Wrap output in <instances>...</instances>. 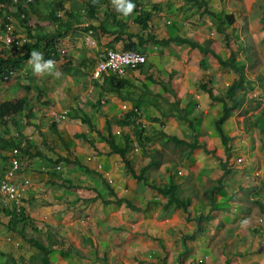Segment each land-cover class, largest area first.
<instances>
[{"label": "rangeland", "instance_id": "rangeland-1", "mask_svg": "<svg viewBox=\"0 0 264 264\" xmlns=\"http://www.w3.org/2000/svg\"><path fill=\"white\" fill-rule=\"evenodd\" d=\"M60 1L62 0L36 1L39 14L32 13L27 20L33 34L41 29L56 32L57 28H65L45 19L53 8L56 15L59 12L62 14L60 18H65L66 13L56 5ZM154 1V4L149 2L145 5H155L150 11L156 9V13H159H153L154 21L148 24V30L135 25V13L123 18L127 24V29L122 34L125 39L129 33L144 37L150 33L159 38L181 35L201 44L209 40L208 47L222 58H227L234 52L236 62L244 66L248 81L237 92L241 105L231 113L225 125V133L231 137L228 153L224 151L213 127V121L220 115V103H212L200 91L199 85L205 83L212 88L215 96H224L226 87L237 78L235 72L219 66L210 53L205 55L208 66L202 67L199 64L201 56L198 50H188L185 44L181 47L174 46L175 52L167 53L168 55L163 50L157 51L163 52L160 55L166 56L169 62L156 66L160 67L156 77L170 87L173 96L156 85L154 87L161 92L159 97L144 93L141 84L137 82L136 88L139 91L131 88L125 92L124 100V92L123 97H119L115 93L104 92L94 84L91 77L94 56L90 49L85 48L87 45L83 32H79L81 27H72L65 37L57 40L55 46L59 54L64 50L63 58L57 61V67L64 74L61 79L47 74L42 77L34 76L27 60L22 63L20 70H15L13 78H0V103L23 97L28 99L23 113L13 118L16 126L10 123L0 126V139L26 141V148L29 146L32 152L40 151L44 154V157L19 156L23 168L18 173V180L21 183L23 178H27L30 184L24 193V202L30 205L28 210L31 214L28 215L32 219L27 221L24 235L47 244L51 234L52 252H61L62 248L67 250L72 244L68 238L61 240V228L58 225L66 228L68 232L64 234H70L72 230L79 246V255L70 252V259H64L66 264H116L119 254L120 258H125L126 264H264V38L255 42L253 40L256 35L252 34L254 26L259 28L255 30L256 33L264 29V0H204L205 8L215 13L217 19L207 15L201 17L199 14L202 8L197 10L188 7L184 0ZM62 3L70 11L67 18L72 25L84 23L86 18L91 19L86 13L87 0H65ZM143 3L141 2L142 5ZM98 9V18L91 19L95 28L106 13L114 10L110 0H103ZM0 12L3 13L1 6ZM228 15L233 17L234 23L232 26L225 22L221 25L224 33L229 35L226 46L224 35L217 32L216 26L219 20ZM120 18L122 16L117 15V19ZM13 24L18 34L28 36L25 27L15 18ZM114 26L117 27L111 22L110 27ZM70 35L72 39H68ZM72 44H81L82 61L77 59L74 62V57L70 60L69 47ZM147 44L150 45L149 51L154 50L152 43ZM191 50L196 56H190ZM4 51L3 55H9V52ZM37 51L44 53L42 49ZM17 52L24 53V47L17 49ZM145 55L147 60L144 69L149 68L150 64L148 54ZM155 60L158 63L157 57ZM169 73L173 78L171 82L167 81ZM174 97L179 100L178 111L182 112L187 107V114L197 127L198 139L206 148H197L191 158L186 155V147H176L173 142L165 141V137L157 129L159 122L151 120L153 116H161V112H171L170 102L174 101ZM134 104L142 108L140 121L145 128L143 134L148 137L143 140L142 146L132 135L131 127L121 129L115 124L116 118L123 117L129 111V106L133 108ZM51 111H67L66 120L53 126ZM82 115L91 120L93 129L81 123ZM107 119L113 121V129L119 139L123 132L131 134L132 144L128 158L134 170L138 172L151 157L158 160L159 163L146 172L148 183L163 185L168 178L175 180L181 187V196L192 199V206L187 212L174 206H166V199L131 176L121 156L110 153L109 146L96 133L98 130L106 133ZM160 119L164 134L191 139V128L177 115ZM118 129L121 130L120 133L117 132ZM78 133L86 134L88 139L77 138L75 134ZM135 147L138 148L137 151L134 150ZM7 154L8 149L0 150V169L8 165ZM57 155L69 159L78 158L84 167L94 172H86L83 167L76 165L56 163L54 159ZM238 158L241 160L238 161ZM99 169L111 173L114 183H109L115 188L116 196L109 194L103 184V177L95 173L100 172ZM225 170L228 172L224 173ZM67 182L75 188H68ZM220 184L221 190L213 193L210 199V189L217 188ZM93 186L104 188L102 195L112 201L110 219H105L106 226L109 227L104 228L105 224H101L100 230L102 234L114 232L116 236L122 235L126 242L112 238L111 248L119 251L121 244L122 250L125 247V253L119 251L111 257H103L104 249L100 246V241L96 240L101 234L99 225L88 227L93 220L104 219L103 211L107 207L101 200L89 205L81 201L77 204L70 203L75 198L83 200L95 197L96 193L91 188ZM117 198L128 200L134 208L129 207L126 202H117ZM67 204H71V208ZM258 204L262 206L263 212ZM36 213L40 214L39 219L32 217ZM244 219L249 223L242 228L240 222ZM53 222L56 226L51 224ZM118 225H122L120 230L115 228ZM16 227L19 229L20 225ZM83 233L92 238L82 241ZM0 237L7 242L2 253L12 254L17 264L43 263L41 252L32 247L16 229L0 227ZM147 242H154L157 251H151ZM100 251L101 255H96ZM249 256L253 258L249 259ZM49 260L50 264H62L63 261L55 254ZM0 264L13 263L0 256Z\"/></svg>", "mask_w": 264, "mask_h": 264}, {"label": "trees", "instance_id": "trees-1", "mask_svg": "<svg viewBox=\"0 0 264 264\" xmlns=\"http://www.w3.org/2000/svg\"><path fill=\"white\" fill-rule=\"evenodd\" d=\"M37 0H32L29 4L26 2L25 6V0H20L19 3L14 4L12 0H0V6L3 9V13L0 12V20L3 23H7L10 21L7 19V16L5 14H8L11 16V20L13 23V18L19 21V24L21 26H24L26 31L28 32L27 35L30 38V41L27 44H24V53L17 54V51L10 52L9 55H3L2 52L5 50L3 48H0V78L3 79V76L7 74L9 70H20L21 65L24 61L28 60L30 52L35 49L39 50L42 49L45 53V58L52 57V53H55V57L58 56L57 49L55 48L56 42L59 38L65 37L68 31L73 27L72 23L68 20L67 16L69 15V12L64 8V5L62 3V0L58 3H56L57 7L63 10V13H66V16L64 19L60 18V16L54 11V8L50 10L48 16L45 17V19L52 20L56 23L57 26H61L62 28L65 27L63 30H59L60 28H57L56 32H46L43 29L40 30L37 34H33V29L31 26L28 25V21L31 14H39V8ZM87 10L86 13L89 15V17L93 20H95L96 15H98V8L101 5L102 0H87ZM188 7H194L197 10L202 8L201 13L199 14L201 17L207 15L209 17H212L214 19H217V15L213 12H210L205 8V1L204 0H184ZM133 3L136 4V9L134 11V19L133 22L136 23L140 28L143 30H147L149 21L152 18V12L146 11L143 9V5L139 0H132ZM140 7V9H139ZM11 8V9H10ZM155 8V7H153ZM23 14V17L21 16ZM117 13L115 10L110 13H106L103 17V19L100 21L99 25L96 26L94 24H90V27L94 28L96 32L102 31L108 26H110V23L118 26V30L120 31L119 34L123 33V30L127 28V24L125 22L117 21ZM75 21L77 19L75 18ZM234 19L231 15L224 16L222 20L218 21V24L216 26L217 32L219 34H223L224 41L227 43L229 41V35L227 33H224V31L221 28V25L225 22L228 26H232ZM98 27L100 29H98ZM87 29V28H84ZM105 31V30H104ZM120 36H117V40L120 39ZM127 41L123 43L124 49H132V50H138V44H158L161 46H168L170 43L176 44V45H182L185 44L190 49H196L199 52V55L201 56L199 64L202 67L208 66L207 61L205 59V55L207 53H210L218 62L219 66L226 67L229 70H232L237 74V78L232 81L225 90V95L218 97L213 94L212 88L207 87L205 83H201L199 85L200 91L203 94L207 95V98L212 103H220V115L215 118L213 121V127L214 131L216 132L217 136L220 139V142L223 146L224 151L228 153L229 150V141H231V137L225 133V129L223 127L224 123L227 121L231 113L238 109L241 105V99L238 98L237 92L242 90L244 84L248 81L246 79L245 73H244V66L239 65L236 62L235 53L231 52L230 55L227 58H222L218 53L214 52L213 49H210L208 46H210L209 40L206 41L205 44L198 43L197 41L184 38V37H166V38H158L157 36L148 33L145 37L139 34H127ZM133 38H136L134 40ZM5 52V51H4ZM136 69H138L140 72L144 69V64L138 66ZM170 75V73H169ZM172 76V74L170 75ZM151 81H155L151 76L146 75L145 76V82L142 84L143 91L147 94L154 95L155 93L150 92L147 90L148 85L150 83H153ZM94 84L96 86H100L104 92L109 93H115L119 97L123 95V92L126 87L130 86V82L122 77H118L115 75H109L105 76V80L102 84H100L98 81H95ZM164 92H168L167 88L163 87ZM169 93L173 96V91H169ZM201 94V93H200ZM201 94V95H203ZM158 96V94H155ZM123 97V96H122ZM230 101V103L228 102ZM28 103L27 97L20 98L15 101H5L0 103V126L4 124V126H7V123H10L12 125L16 126L15 119H13L16 115H21L23 113V110L25 106ZM179 100L175 99L174 101L170 102V110L169 113L161 112V116H153L151 120L153 122H159L161 125L163 122L160 119V117H166L168 115H177L181 120H184L188 127L191 128L192 136L190 140L187 139H181L178 138L175 135H166L162 132L160 125H158V132L164 136L165 141H171L173 142L174 146L176 147H186V155L188 157H192L194 150L197 148H204L206 149L204 144L199 141L197 136V127L194 125V120L190 118V115H188L187 107H184L180 112L178 111ZM177 112V114H175ZM180 112V113H179ZM9 119H11L9 122H7ZM141 115L136 110H130L126 112V114L121 118H116L115 124L118 125L119 128H125V127H131L132 129V135L137 140V143L142 146L143 140L148 139V137L144 136L145 128L140 121ZM81 123L87 125L88 127L93 129V125L91 123V120L85 116L82 115L80 118ZM57 123H53V126ZM106 133L101 132L100 130L96 131V133L100 134L103 141L106 142V144L109 146L110 153L111 154H118L121 156L122 160L125 162V166L127 171L131 174V176L137 180V182H143L148 186L149 189L155 191L159 196L163 197L167 200L166 206H174L176 208H179L183 210L184 212H187L188 208L192 206V199L188 197H182L181 196V187L173 180L172 178H168L167 183L163 185H156L153 183H148V176L146 175V172L149 168L157 165L159 163L158 160L151 157L149 162L141 167L138 172H136L132 166V163L130 162V159L128 158L129 151L131 149L132 144V137L131 134L123 132L121 139H119V136L114 132L112 121L110 119H107L106 122ZM55 133H58L57 130H53ZM124 131V130H123ZM77 138H83L88 139L86 134L84 133H78L75 134ZM60 136V135H59ZM62 138V137H60ZM22 141L19 140H4L0 139V150L5 149H12V148H19L20 153L22 155L28 156V157H44V154H42L40 151L32 152L29 149V146L26 148L25 145L21 146ZM20 154V155H21ZM229 156V154H227ZM54 162L56 163H64L65 165H76L79 167H83L86 172H94L87 167H84L81 163V161L78 158L69 159L66 156L57 155V157L54 159ZM224 167V164H222ZM3 172V168L0 169V179ZM101 172V171H100ZM99 171H95L96 174L101 175L103 177V184L106 186V189L108 190L109 194L112 196H116L115 188L113 185L109 183V179L103 176V172L100 173ZM228 172V170H225L224 173ZM64 184V183H63ZM68 188H75L74 186H71L67 182ZM222 186L221 184L217 186V188L213 187L211 188L210 192V199H212L213 193L217 192V190H221ZM98 190V189H95ZM96 193V197L93 199H87L86 201L89 202L92 200L93 202L101 200L103 204H112L111 200H108L103 196L101 193ZM117 202H126L127 205L131 208H134L132 203L129 202L126 199H116ZM260 206V204H258ZM167 208V207H165ZM262 210V209H261ZM0 213H4L5 217H7V221H5V227H7L10 230L16 229L18 233L26 240L28 243L32 246L38 249L41 252V259L42 264H50L49 255L52 251L51 249V237H49V242L47 244L42 243L38 239L35 238H26L24 235V229L26 227V223L28 220L32 219L29 218V216L25 213L23 209L20 210V212H15V210L5 208L0 205ZM199 219V217H198ZM17 225H20L19 229H17ZM35 232L37 231L36 228H32ZM200 231V229L198 230ZM0 256L7 258L9 261H11L13 264H17L15 262V259L13 258L12 254H3L2 251H0Z\"/></svg>", "mask_w": 264, "mask_h": 264}, {"label": "crops", "instance_id": "crops-1", "mask_svg": "<svg viewBox=\"0 0 264 264\" xmlns=\"http://www.w3.org/2000/svg\"><path fill=\"white\" fill-rule=\"evenodd\" d=\"M103 1V0H102ZM101 1V2H102ZM158 1H160V0H156V2H158ZM144 3V5H143V9L144 10H146V11H149L152 7H154V6H145L146 4H149V2L148 1H143ZM148 2V3H147ZM155 3V1L154 0H150V4H154ZM150 7V8H149ZM153 13H156V9L154 10L153 9V12H152V18H151V20L149 21V24L151 23V21H154L153 19ZM156 14H159V13H156ZM69 16V15H68ZM95 16L96 17H98V15H96L95 14ZM121 19V20H120ZM120 19H117V21H120V22H124L123 21V17L122 18H120ZM89 20H91V19H88V23H94L92 20L91 21H89ZM96 20V19H95ZM74 25L73 26H81L82 25V23H73ZM96 25H98V24H96ZM135 25H137L136 23H135ZM138 26V25H137ZM149 27V26H148ZM80 30H79V32H84L83 31V28H79ZM127 29V28H126ZM105 30V31H104ZM104 30H102V31H100V34H101V39L103 38V40H101V43H100V47H102V48H116V49H124L123 48V42H125V38L123 37L124 35H122V34H119L120 33V31L118 30V26L117 27H110V26H108V28H106V29H104ZM125 30V29H124ZM124 30H123V32H124ZM147 30H148V28H147ZM255 30H259V28H255V26H254V29L252 30V34H254V35H256L255 37H254V40L253 41H255V42H259L261 39H263L264 38V29H262V31H260L259 33H256L255 32ZM146 31V30H145ZM249 31V30H248ZM250 32V31H249ZM120 36L119 38L120 39H118L117 40V36ZM139 35H141V34H139ZM156 36V35H155ZM144 37V36H143ZM179 37H184V38H186L185 36H179ZM83 38H84V35H83ZM159 38V37H158ZM68 39H72V37H71V35H70V37L68 38ZM125 39V40H124ZM134 40H136L135 38H133ZM121 40H123V41H121ZM127 41V40H126ZM237 41V40H236ZM236 41H234V42H236ZM87 45V44H86ZM150 45H148V44H138V50L140 51V52H142V53H147L148 55V59H149V61H150V64H149V68H146V69H143L141 72L138 70V69H131V70H129L124 76H122V78H125V79H127L129 82H130V86H128V87H126L125 88V90H124V100H126V93L125 92H127V91H129V90H131V88H135V90H137V86H138V84H137V82L139 83V84H141V88H142V84L145 82V76L146 75H148V76H151V78H153L155 81H151V82H153V83H150V84H153V85H148V88H147V90H149L150 92H152V93H155L156 94V92H157V94H161V92L160 91H158V88L157 87H165V88H167V90H168V92H166V93H169V91H170V87L169 86H166V84L165 83H162V81L161 80H159L157 77H156V72H158L159 73V69H160V67L159 68H157L156 66H158V65H164V62L166 63V62H169V60H168V58H166V56H162V55H160L161 53H163V52H157V51H159V50H163L164 51V53H165V55L168 53H170V52H175V49H174V46H177V47H181V46H183V44L182 45H176V44H169L168 46H161V45H158V44H152V48L154 49V50H152V51H149V49L150 48H148ZM159 47L161 48V49H159ZM85 48L87 49H90V51L92 52V54H93V56H94V60H95V51H96V49L95 48H91V47H89L88 45L87 46H85ZM173 48V49H172ZM84 49V48H83ZM165 49H167L166 51H165ZM188 50H190V48H188ZM193 50V49H192ZM191 50V51H192ZM196 50V49H195ZM69 51H70V60L72 61V57H74L75 59L73 60L74 62H76L77 61V59H79V60H83V50H82V48H81V44H72V45H70V47H69ZM187 51V50H186ZM145 53V54H146ZM167 54V55H168ZM179 54V52L178 53H176L174 56L176 57L177 55ZM159 55V56H158ZM190 56H196V53L194 52L193 53V51H192V53H190ZM198 56V55H197ZM157 57V60H158V63H156V60H155V58ZM173 57V56H172ZM180 57H182V55L180 54ZM171 61V60H170ZM151 62H152V64H151ZM161 62V64H159ZM77 63H79V62H77ZM231 71V70H230ZM172 77L169 75L168 76V79H167V81L169 82H171V81H173V78L171 79ZM169 84V83H168ZM157 86L156 88L154 87V86ZM170 85H173V83H170ZM173 87H175V86H173ZM173 87H171L172 88V90H173ZM154 90H156V92H154ZM137 91H139V90H137ZM142 91H143V88H142ZM141 91V92H142ZM144 92V91H143ZM142 92V93H143ZM164 92V91H163ZM145 93V92H144ZM204 96V95H203ZM157 97H159V95L157 96ZM162 97V96H161ZM145 103V102H144ZM136 109H138V111H139V113L141 112V110H142V108H141V106H137L136 104H134V107L132 108V106H129V111L130 110H136ZM124 114H126V112L124 113ZM227 121H228V119H227ZM227 121L224 123V125H223V127H224V129H225V125H227ZM113 122V121H112ZM3 151V150H2ZM100 170V169H99ZM101 171V173L102 172H104V170H100ZM104 174H105V172H104ZM92 188V191H96V192H98V193H101L102 194V192H103V189H102V187H99V186H93V187H91ZM95 189H98V190H95ZM105 190V189H104ZM96 197V196H95ZM94 197H92V198H89V199H93ZM87 199H83V200H80L79 198H75V200L74 201H70V203L72 202H74L75 204H77V202H79V201H81L82 203H86L87 205H89V204H93V203H98V202H100L99 200L98 201H95V202H93L92 200H90L89 202H87L86 201ZM264 200V198L262 197V201ZM106 205V209L103 211V217H104V219H103V221H100V219L98 218V219H96V220H93V223L92 224H88L89 226L88 227H92L93 225H96V224H98L99 225V227H98V230H99V233H101L102 234V230H100V227L102 226L101 224H105V225H103V226H106L107 224L105 223V219L106 218H108V219H110V215H111V210H113V208H112V206L110 205V204H105ZM263 205V204H262ZM67 207H70L71 206V204H67L66 205ZM30 207V205H28V204H26V213H27V215H28V213L29 214H31L30 212H29V210H28V208ZM87 207V206H86ZM71 208V207H70ZM79 210H82V209H79ZM262 212H263V210H262ZM28 216H30V215H28ZM35 216V217H34ZM32 217L33 218H36V219H39V217H40V214L39 213H36V214H34V215H32ZM5 221H7V217H5V215H4V213H0V227H2V228H7V227H5ZM111 221H112V217H111ZM51 224H53V225H55L56 226V224H55V222H53V223H51ZM61 229H60V238H61V240L63 239L64 241L65 240H67V238L69 239V240H71V244H72V247H70L69 249H67V250H65L64 248H62L61 249V252L60 251H51L52 253H53V255L55 254L56 255V257L57 258H62L63 259V261H62V264H66L65 263V261H64V259L65 260H69L70 259V257L72 256V254L70 253V252H72V253H74L75 255H79L78 254V251H77V249H79V246H78V244H77V240H76V238L72 235V230H71V233L70 234H64V233H67L68 231L66 230V228H64L63 226H61V225H58ZM111 226V225H110ZM109 226H106V227H104V228H108ZM120 227H122V225H118V226H115V228L116 229H118V230H120ZM114 228V229H115ZM93 229V228H92ZM74 230H77V229H74ZM74 232V231H73ZM80 233V232H79ZM63 234H64V236H63ZM84 235H83V237H81L82 238V241H84V240H88L89 238L91 239L92 238V236L91 235H89V234H86V233H83ZM99 234V236H98V239H96V240H99L100 241V246L102 247V249H104V251H103V257H105V256H109V257H111L112 255H116L119 251H123L124 252V250H125V247L123 248V250H122V247H121V244H120V246H119V251H118V249H116V250H113L111 247V239L112 238H117L119 241H125V238L122 236V235H119V236H116L115 234H114V232H110V233H104V234ZM50 237H51V234H50ZM107 239V240H106ZM127 240V239H126ZM8 241V240H7ZM49 242V241H48ZM126 242V241H125ZM157 242V241H156ZM166 244H167V241H164ZM5 243H7V242H5V240H2V237H0V250L2 251V248H3V246L5 245ZM94 243V242H93ZM158 243V242H157ZM147 247H150L151 248V251H157V249H156V245H155V243L154 242H147ZM144 246V245H143ZM144 248H146L145 246H144ZM125 253V252H124ZM58 254V255H57ZM53 255H51V253H50V257H49V259L53 256ZM75 255H73V257H76ZM96 255H101V251H100V253H96ZM249 259L250 258H253V256H249L248 257ZM248 258H246V259H248ZM109 259V258H108ZM107 262H109L108 260H107ZM109 264H110V262H109ZM116 264H126V260H125V258L124 257H121L120 258V254H119V258H117V260H116Z\"/></svg>", "mask_w": 264, "mask_h": 264}, {"label": "built area", "instance_id": "built-area-1", "mask_svg": "<svg viewBox=\"0 0 264 264\" xmlns=\"http://www.w3.org/2000/svg\"><path fill=\"white\" fill-rule=\"evenodd\" d=\"M12 1L14 4H17L20 0ZM30 1L32 0H25V4ZM21 16L23 17V14H21ZM7 19L10 21L4 23L2 27V34L0 35V48H10L14 51L15 48L27 43L29 39L16 33L11 16L7 15ZM89 34L92 39H85L86 42L90 46H98V40L94 37V30L89 29L86 36ZM51 59L56 61L55 58ZM146 60L147 58L144 53L132 49H98V52H96L95 66L92 71V78L103 81L106 75L109 76L114 74L117 76H124L129 69L137 68L138 66L144 64ZM8 73L9 77L14 74L12 70ZM4 78H8V76H4ZM50 116L54 122L61 123L66 120L67 111H61L60 113L51 112ZM117 132L120 133L121 130L118 129ZM134 150L137 151L138 148L135 147ZM18 154V148H13L11 150L9 165L3 172L0 180V204H2L5 208L15 210L17 213L24 207L22 201L23 192L30 186L27 180H24L22 185L17 183L16 173L22 168L21 161L17 157ZM240 160L241 158H238V161ZM105 176L109 179L111 184L114 183V180L110 177L111 173L109 171L105 172Z\"/></svg>", "mask_w": 264, "mask_h": 264}, {"label": "clouds", "instance_id": "clouds-1", "mask_svg": "<svg viewBox=\"0 0 264 264\" xmlns=\"http://www.w3.org/2000/svg\"><path fill=\"white\" fill-rule=\"evenodd\" d=\"M140 2H143V1H148V2H150V0H139ZM13 2V1H12ZM31 2V1H30ZM30 2H27L28 4L30 3ZM110 2H111V5H112V7L114 8V10L116 11V13L118 14V15H120V16H122L123 18H128V17H130L133 13H134V11H135V9H136V4L135 3H133L132 2V0H110ZM25 6H26V4H25ZM140 8V7H139ZM60 17H61V13H57ZM8 14H5V16H7ZM87 19V21L86 22H84V23H82V22H79V23H82V25L81 26H79V27H81V28H83V35H84V42L89 46V47H91V48H95L96 49V51H95V58H96V52H98V49H104V48H102V47H100V43H101V40H103V38L101 39V34H100V31L99 32H96V30L94 29V28H92V27H90V24H94V23H88V19L89 18H86ZM75 22V21H74ZM0 30H2V27H3V25H4V23L3 22H1V20H0ZM14 25V24H13ZM74 25V24H73ZM72 25V26H73ZM95 25V24H94ZM75 27H78V26H73V28H75ZM84 28H87V29H84ZM15 29V28H14ZM89 29H92V30H94V37L96 38V40H98V46H96V47H94V46H90L87 42H86V40H90V39H92V37H91V35L89 34V35H87L86 36V33H87V31L89 30ZM16 31V30H15ZM17 34H18V32H16ZM23 36V35H22ZM25 37H27L28 38V36H25ZM29 39V41H30V38H28ZM86 39V40H85ZM28 41V42H29ZM27 42V43H28ZM27 43H25V44H27ZM22 46H24V44L22 45ZM22 46H20V47H18V48H15L14 49V51L16 50L17 51V49H19V48H21ZM5 49V51H7V52H13L12 51V49H10V48H4ZM116 49V48H115ZM18 53V52H17ZM63 53H64V50H61V52H60V54L58 53V49H57V54H58V56L57 57H55V53H52L51 55H52V57H50V58H45V54L44 53H42V52H40V51H37V50H35V49H33L31 52H30V55H29V58H28V60H27V64L28 65H30L31 66V69H32V74L34 75V76H37V77H42V76H44L45 74H47V75H50V76H52L53 78H55V79H61L62 77H63V73H62V71L57 67V61H59L60 59H62L63 58ZM51 58H55L56 59V61L54 60V59H51ZM94 66H95V63H94ZM94 66H93V68H94ZM92 68V69H93ZM136 69V68H135ZM131 70V69H130ZM10 71V70H9ZM8 71V72H9ZM13 72H14V74L13 75H11L10 77H9V73L7 72V74H5L4 76H8V78H4V76H3V79L2 80H9V79H11V78H13L14 76H15V74H16V72H15V70H12ZM127 73V72H126ZM112 75H114V74H112ZM107 76V75H106ZM115 76H117V75H115ZM91 77H92V73H91ZM118 77H122V76H118ZM93 79V78H92ZM94 80V82L95 81H98L100 84H102L103 82H104V80H105V78H104V80L103 81H100V80H96V79H93ZM51 112H55V113H60V112H57V111H51ZM50 118H51V116H50ZM51 121L53 122V123H56V122H54L53 121V119L51 118ZM65 121V120H64ZM58 124V123H57ZM22 144H27L26 143V141H23L22 142ZM21 144V146H24V145H22ZM15 148H17V147H15ZM13 149V148H12ZM12 149H8V165H9V160H10V152H11V150ZM19 149V148H18ZM20 150H19V154L17 155V157L19 158V160H20ZM8 165L7 166H5L4 168H3V172L5 171V169H7V167H8ZM23 168V167H22ZM21 168V169H22ZM20 169V170H21ZM20 170H18V172L16 173V179H17V183L19 184V185H22L23 183H24V180H27V182L29 183V180L27 179V178H23L22 180H21V183L19 182V180H18V173H19V171ZM3 172H2V174H3ZM2 176V175H1ZM1 180V179H0ZM30 185V184H29ZM29 188H27V190H28ZM26 190V191H27ZM26 191H24L23 192V199H22V201H23V205H24V207L22 208L24 211H25V213H26V204H25V202H24V193L26 192ZM1 206H2V204H0ZM9 209V208H8ZM249 223V221L247 220V219H244V220H241V222H240V225H241V227L243 228V227H246L247 226V224Z\"/></svg>", "mask_w": 264, "mask_h": 264}]
</instances>
